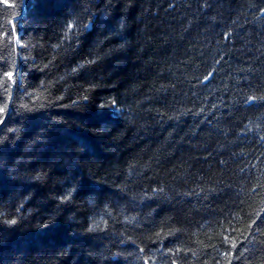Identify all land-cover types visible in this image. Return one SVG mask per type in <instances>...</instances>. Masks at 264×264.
<instances>
[{"label":"trees","instance_id":"16d2710c","mask_svg":"<svg viewBox=\"0 0 264 264\" xmlns=\"http://www.w3.org/2000/svg\"><path fill=\"white\" fill-rule=\"evenodd\" d=\"M0 108V264H264V0H0Z\"/></svg>","mask_w":264,"mask_h":264},{"label":"snow or ice","instance_id":"6c2138e0","mask_svg":"<svg viewBox=\"0 0 264 264\" xmlns=\"http://www.w3.org/2000/svg\"><path fill=\"white\" fill-rule=\"evenodd\" d=\"M74 27V25H71V24H69L68 25V28L69 29H71V28H73ZM75 27H80V28H83V30L84 31H86L87 29H88V26H86V25H79V24H77V25H75ZM11 76H12V74L11 73H9L8 74V77H9V79H11ZM102 107V106H101ZM4 112H5V108H0V115H3L4 114ZM4 123V120L3 119H0V125H2ZM16 220L15 219H11L10 221H9V223L10 224H16ZM227 238V237H226ZM232 247L233 248H235L236 247V245H235V243L233 242V244H232Z\"/></svg>","mask_w":264,"mask_h":264}]
</instances>
